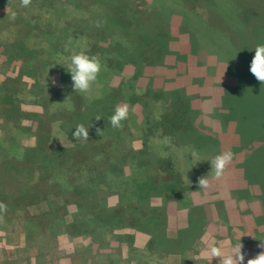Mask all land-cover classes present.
Masks as SVG:
<instances>
[{
	"label": "trees",
	"instance_id": "16d2710c",
	"mask_svg": "<svg viewBox=\"0 0 264 264\" xmlns=\"http://www.w3.org/2000/svg\"><path fill=\"white\" fill-rule=\"evenodd\" d=\"M4 1L7 0H0V3ZM46 1H48L47 5L45 4ZM70 1L74 2V0H68V2ZM93 1L95 2L93 5H90L88 1L84 3V8L95 16L93 26L87 30V33H85L84 28H73L77 24L81 25V21L73 20L70 23L65 21V17L61 13V6L65 5V2L60 0H31V4L26 8L21 7L20 0H17L18 6L13 3L17 9L15 11L16 19L12 20L10 13L2 15L8 17V20H4V25L1 26L0 24V29H9L10 27L11 33L3 42H0V54H3L5 59L8 60L7 65L14 59H20L21 63L20 74L17 78H7L3 84H0L1 111L5 116L6 112L4 110L6 109L10 110L12 116L15 114L20 118L26 117V114H22L17 107H13V104H19L21 100L28 103H42L39 100L43 99L44 112L39 115L41 119H45L43 120L45 123L36 124L37 131L33 133L36 143L28 147L19 146L17 143L20 137L31 135L30 132H27V127L13 120L4 119L7 125H13L12 128L9 127L14 134L13 142L7 143L4 140L3 129L0 126V152L5 151L0 160L2 161V166H0V184L4 180L11 179L12 176L14 177V183L17 184L13 194L6 193L5 189L0 185V202L7 206L6 212L0 213V215L15 209L26 211V207L29 204L45 202L48 206V211L31 218L26 215L29 220H35L38 227L40 226L42 229L50 224V221L55 216L53 214L55 209H60L63 213H66L67 206L74 204L77 210L72 214L70 221L65 224H54L55 231L62 228L70 235H80L81 233H86L85 231L88 228H95V232H98V229L103 228L101 226L106 225L109 226L107 230L111 231V233H113L114 228H135L150 235L146 248L143 250L134 249L136 252L139 253L141 251L143 254L145 251L151 253V250H154L165 255L178 253L181 248L172 250L171 247H165V243L172 240L164 232L166 215L162 210H165V208L160 207L157 211H154L157 213L153 214L155 208L148 205L152 196H157L161 191H167L163 190L167 189L164 188L165 183H156L157 180H149L146 176L145 180L141 181L134 177L135 180L131 181L133 183L132 186H129L126 176L116 170V165H114L111 157V160L108 159L104 162L101 169H99V166H95L97 178L93 179V175L89 174L93 182L89 179H82L77 183H74V181L64 182L59 177L60 175L67 177L70 174V176L73 175L71 176L72 179H77L78 176L84 178L83 172L86 168L82 163L85 159H83V162L82 160H76L77 157L75 158L74 155H71V150L73 147L85 150L86 145L78 146L77 141L72 139L69 134H72L75 131V127L79 124H83L86 127L93 124L90 120L91 118H105L107 115H104L103 111H109L111 105L109 100L113 104V106L111 105V114L114 112L119 100L115 101V87L111 85V80L115 76L122 74L125 65H132L136 68L132 76L134 78L131 80L136 79L139 82L142 74L147 73L146 68H151L152 66H155V71L157 72L160 68L163 70L160 76L158 74L155 76L156 78L159 77L163 86H175L179 82L180 84L182 82L185 83L187 78L186 72L182 67L173 65L172 60L175 61V55L173 49H170L171 40L168 35V27H166L169 15L180 13L181 9L171 8L165 2V5L161 7L160 0L159 2L156 0L158 3L155 1L154 4L158 5V8H162L167 14L166 21L161 23L159 22V18H161L159 13H157L156 18H151L150 16V11L156 7L155 5L147 9L146 6H139L138 0ZM134 4L138 5L135 8L136 10L131 9ZM77 5H80L79 9H81L82 3L78 2ZM16 24L28 30H34L33 38L38 43L30 44L29 40L31 39L28 36L21 35V33L16 31ZM43 39L45 40L44 47L39 45L42 48H38L39 46L36 45L40 44ZM80 50H85L90 55H99L102 65L97 81L93 84L87 96L73 91L71 74L67 71L71 55ZM183 56H187V54H183ZM183 64L186 65L187 63L183 62ZM7 65L6 67H8ZM56 71L61 73L63 81L61 89L54 90L57 98L50 101L53 103L54 109L44 104L46 95L43 93L47 92L48 87L33 85L27 91L23 90L21 86L11 83L13 80L14 82L19 81L22 73L31 78H36V82L40 84L38 82L39 78H44L47 73ZM120 77V93L123 94V88L127 84V80L130 82L131 80L126 78L125 74ZM125 78L127 80H124ZM7 84H10V86H7ZM185 89L182 86L173 87V89L167 90V94L163 92L165 91L163 89L160 90V94H157L156 90L148 87L147 94L155 96L154 99L156 102L160 101V105L163 103V96L170 101L164 107L162 116L146 119L145 128L143 129L144 133L141 134L142 138H144L143 148L136 157L131 155L132 153L127 157L140 159L141 162H149V164L152 161L159 163L161 160V162H164L161 165L164 168H168L169 178L166 179L170 180L167 182L168 186L173 184L175 180L182 179L179 188L181 191L186 188V190L184 189L186 195H179L180 201L175 198H167V201L178 203L176 206L179 207H190L189 216L191 219L189 220V226L183 232H189L192 229L190 223L194 219H197L200 223L201 221L206 224L212 222V213L207 211V207L214 208L216 211L214 215H219L220 209L226 203L219 197V200L207 201L205 206L203 202L201 204L193 202V196L197 193L200 194V199L198 200L204 201L203 194L210 187L206 189L199 188L198 179L207 175L212 185L211 194L226 195L229 193L227 195L233 201V198H236L235 193H237L239 195V203L246 205L257 203L262 208L259 215L251 214L252 211L249 209L244 210L242 215L244 220H246V224L243 221V217L238 216L237 218V210L229 208V211H232L229 217V213L227 214L229 211H224L222 217L221 214L217 217L213 216L214 219H219V227H230L228 229H231L235 226L236 221L241 218L243 228L242 232L237 234L248 238L249 235L246 233L248 230L252 234V242L262 243L261 240H264V152L258 154L255 150L264 147L255 148L258 145L254 144L259 141V136L264 134V130H260L264 125L259 129L254 127L255 125H261L258 121V115L264 114V98L260 103L256 104L257 101L254 100L260 94L251 92L248 95L250 97L248 101H253L250 106V114L253 120L255 119L250 127L251 135L245 138L242 133V124L240 126L236 125V131H239L237 134L241 135L233 138L235 146L231 150L234 153V159L222 176L225 178V182L220 180L222 182L221 192H224L220 193L214 186L215 184L211 183L215 178L211 172L209 161L216 154L226 149L225 146H227L229 138L233 137V133L235 134L233 128L236 117L239 115L238 117L242 119L241 104L247 101L242 96L248 92H244L240 96L236 95L235 99L223 100L219 105L216 104V108L221 115L220 122H224V129L231 128V132H225V130H222L223 132L219 130L215 132L222 134L219 137H224L223 139L217 138L218 136H215L216 138L208 135L203 136L201 129L199 130L193 125L198 115V110L197 107H193L190 103L189 95L186 94ZM19 96L21 97L20 99ZM122 98L123 101H131L127 95L126 98L124 96ZM209 99L214 100L212 97ZM214 103H216L215 100ZM134 104L135 102H133ZM6 105L7 107H4ZM237 111L239 114L236 113ZM100 113L102 114L100 115ZM132 113L129 111V119L136 117ZM149 113L151 114V112ZM58 122L59 124L53 127ZM121 123L122 126L125 125L126 120ZM136 124L137 122H135L134 127ZM103 125L106 128L107 125ZM218 126L220 127V125ZM140 128L142 126L138 129L140 130ZM163 128H167V133H163ZM246 128L250 129L249 126H246ZM185 132H188L190 136L179 141L178 139L184 137ZM57 135L59 139L54 142V138ZM169 137L171 138L170 142L176 139V145H179L174 153L171 150L172 143L168 148L159 147V145L165 144L167 142L166 138ZM89 138H91L90 141L95 146V134L89 133ZM189 139L191 144H188ZM251 140H255L254 144L248 145ZM68 153L69 156H67ZM76 153L74 152V154ZM65 159H71L72 164L66 166L67 162H64ZM248 161H253L254 164H249ZM93 172L90 171V173ZM108 178V181L105 180ZM101 180L108 189L112 188L115 193L119 194L118 206L107 207L105 198L99 197L97 194L96 188L105 187ZM63 213L58 217H61ZM251 217L254 218V221H252ZM43 219L48 221L45 222ZM237 222L239 223V221ZM240 224L242 225V223ZM261 228L262 230H260ZM95 235L98 237L97 234ZM219 235L225 236L228 234L219 233ZM116 237V240H119L118 236ZM247 238H244V240L250 242ZM99 239L105 240L104 235L99 236ZM97 242L99 243L98 238ZM104 248L107 247H103L100 253L108 255L104 252ZM115 250L116 248L113 249V251ZM130 250L132 251L131 247L129 248ZM261 251H264V249L261 248L259 252ZM139 263L142 264L141 261ZM109 264L115 263L110 261Z\"/></svg>",
	"mask_w": 264,
	"mask_h": 264
},
{
	"label": "rangeland",
	"instance_id": "374dc122",
	"mask_svg": "<svg viewBox=\"0 0 264 264\" xmlns=\"http://www.w3.org/2000/svg\"><path fill=\"white\" fill-rule=\"evenodd\" d=\"M61 2H65V5L61 6V13L65 17V21L67 23H70L73 20L81 21L82 24H77L73 26V28H81L85 30V33H87V30L90 29V27L93 26V22L95 21V16H93L92 13L88 12V9L84 8V3L88 1L90 5H93L95 2L93 0H77L79 3H82L81 9H79L80 5H77V1L74 0V2H68V0H60ZM130 1V0H127ZM156 0H138L139 6H146L147 9H150V7H153L155 5V8H152L150 11L151 18L157 17V13L160 14L161 18H159V22L163 23V21H166V12L162 8H158L155 3ZM157 2V1H156ZM159 2V0H158ZM157 2V3H158ZM167 3L171 8H178L181 9L180 13L176 14H170L167 19V26L168 35L171 40V47L170 49H173L174 55H175V61L172 60L173 65L177 67H182L184 71L187 73L188 70H200V72L203 74V76L206 78L205 85L208 90H218L215 94V96H212L214 98L217 105H219L223 100L226 101L228 99H235L236 95L240 96L243 95L244 92H248L247 94L243 95V98H246L248 101L250 97L248 95L251 92L259 93L258 97L256 98L257 103H260L262 101L263 92H264V82L258 81L254 75L250 72V65L253 56L255 55V47L258 44H264V0H160V6L163 7L165 3ZM17 5V0H7L0 3V24L1 26L4 25V20H8V17H4L2 15L6 13L12 14V12H15L17 9L14 6V4ZM48 4V1L45 3ZM44 4V5H45ZM145 4V5H143ZM18 6V5H17ZM134 6V7H133ZM131 6V9L137 8V4H134ZM79 10H78V9ZM3 10V11H2ZM136 10V9H135ZM93 11V9H92ZM88 17V18H87ZM158 21V19H157ZM66 25L68 26V24ZM17 25V24H16ZM166 25V24H164ZM16 31L21 33V35L28 36L31 40H29L30 44H37L38 41L33 38L34 36V30H28L25 27L21 25L15 26ZM10 27L8 28H1L0 29V42H3L8 35L11 33ZM44 47L45 40L43 39L40 44L36 46ZM33 46V45H31ZM38 48H42V47ZM183 54H187V56H183ZM8 60L5 59L3 54H0V84H3V82L7 78H17V76L20 74V59H14L12 60L9 65H7ZM183 62H186L187 64L184 65ZM6 65L8 67H6ZM146 67V66H145ZM144 67V68H145ZM188 68V70H187ZM136 68L132 65H125L122 74H125L126 78H129L131 80L134 74V71ZM153 71H155V66H152L151 68H146L145 75L147 76V84L142 81L139 82L136 79H133L128 81L126 78L124 80H127V84L123 88V94L120 93V81L122 74L119 76H115L113 80H111V85L115 87V101L119 100L117 104L121 103H127L129 105V111L133 112L136 117H133L131 119L127 118L125 125H123L121 128H113L110 124L109 118L111 117L112 107L113 106L111 100L109 102L111 103L109 107V111H103L104 115L107 116L105 118H101L99 120L95 118H91V124L89 126V133L95 134V146L92 144L89 140L88 142H84L85 140L81 139L77 141L78 146L79 145H86V149L83 150L81 148L73 147L71 150V155H74L76 160L83 162V159L85 161L82 163V165L85 166L86 169H84V178H81L80 176L77 177V179H72L70 174L65 177L63 175H60L62 181L64 182H80V180H90L93 182L92 177L89 175H93V179L97 178V172L95 170V166H99V169H101L104 162H106L108 159H112L114 161V165H116V170L120 173L126 176L127 183H129V186H132L133 183L131 181L136 179L145 180V177L149 180H157L156 183H165L163 190H167L166 192H160L157 196H152L149 199L148 205L152 208H155L153 210V214H156L158 208H165L169 207L166 203H168L166 200L167 198H175L179 200V195H186L184 189L180 190V182L182 179L175 180L173 184L170 186L167 185V182L170 180H166L169 178L168 176V168H164L162 165L161 160L159 163H156L155 161L150 162H141L140 159L135 158H128L130 153L134 157L138 155V152L140 151L142 144L144 143L141 134L144 133L143 129L145 128L144 124L147 118L149 117H159L162 116L164 113V107L166 106L167 102L170 100L162 97L163 103L160 105V101L156 102L154 99L155 96L151 94H147L146 91H148V87L153 88L157 91V94H160V90H162L165 86L162 85V82L160 81L159 77L154 78ZM163 70L160 68L158 71V76H160L161 72ZM153 79L157 81L156 85H152ZM55 81V83H53ZM62 75L60 72H50L47 73L44 78H39L38 82H36V78H31L28 75L22 74L19 77V81L13 82L12 84L21 86L23 90H27L31 88L33 85L38 86H45L48 87L47 92L43 93L46 95L44 98L47 106L49 108L54 109V105L52 102H50L53 99H56V92L54 90L61 89L62 87ZM7 86H10V84H7ZM263 90V92H261ZM98 91V90H97ZM166 92L167 90L163 91ZM126 95L129 96L130 102L123 101V96L126 98ZM117 97V98H116ZM210 98V96H208ZM21 97L19 96V99ZM38 99V97H37ZM112 99V98H111ZM239 99V98H237ZM42 103H28L26 101L21 100L19 104H13V107H17L22 114H26V117L20 118L19 116H16L13 114L11 115L10 110H4L6 112L5 114L1 111L0 107V126L3 129V137L4 140L7 143L13 142L14 134L11 132L10 128L12 126L7 125V123L4 122V119L13 120L19 124H22L23 126L27 127V132H30L31 135L20 137L18 139V145L19 146H32L36 143V138L33 136V133L37 131L36 124L42 123L44 124L43 120L41 119L39 114H42L44 112L43 108V99L39 100ZM241 104V110H242V119H240L237 115L235 120V126L233 128V132L235 131V134L233 133V137L229 138L227 142V146L225 148H233L235 146L233 138H235L237 135L238 130L236 131V127L240 126L242 124V133L244 134L245 138H248L251 135V126L254 123V120L250 114V106L253 104V101H248ZM49 102V103H48ZM133 102L135 104L133 105ZM1 103V100H0ZM214 106V105H212ZM4 107H7L4 106ZM212 114L208 117L213 120H209L207 117L202 118L197 116L194 121V126L197 127L199 130L201 129V132L203 136L208 135L209 137H215L217 138H223L219 137L222 134L215 133L217 130L213 128L212 125L215 121V119H218L220 117L219 111L216 108V110L211 107ZM106 112V113H105ZM151 112V114L149 113ZM132 113V114H133ZM237 114L238 111L236 112ZM59 114V112H58ZM102 113H100L101 115ZM10 118H8L9 116ZM217 115V118H215ZM219 115V116H218ZM12 116V117H11ZM215 116V117H214ZM242 120V121H241ZM258 121L261 125H255L254 128L259 129L261 126L264 125V114L258 115ZM135 122H137L136 126ZM247 122V123H244ZM140 123V124H138ZM54 124V123H53ZM58 123H55L53 127H56ZM107 125L106 128L103 125ZM221 124L224 125V122ZM140 126V130L138 129ZM217 125H220V120L217 122ZM237 125V126H236ZM144 126V127H143ZM246 126H249L250 129H247ZM10 127V128H9ZM36 127V128H35ZM218 130L222 131L223 129L218 126ZM99 130V131H98ZM231 128H227L226 131H230ZM264 130V127L262 129ZM93 131V132H92ZM163 133H167V128H163ZM25 135V133H23ZM102 134V136H101ZM169 135L171 136V133L169 132ZM69 136L75 140L72 134H69ZM190 135L188 132H185L184 137H181L178 139L179 141H182L189 137ZM216 138V137H215ZM59 139L58 135L54 138V142H57ZM167 142L164 144L159 145V147H166L168 148L171 144V150L174 153V151L177 149L176 145V139H173L172 142H170V137L166 138ZM255 140H251L248 142V145H253ZM191 144L190 139L188 140V144ZM241 145V144H240ZM247 145V146H248ZM254 145H258L255 148L264 147V134H261L259 136V141L256 142ZM246 146V145H245ZM200 149V148H199ZM258 154H262L264 152V148H260L258 150H255ZM74 152H77L74 154ZM0 160L1 156H3V153L5 151L0 152ZM53 154V153H52ZM175 154H177L175 152ZM54 155V154H53ZM69 156V153L67 154ZM73 157V156H71ZM125 157V158H124ZM66 158V157H65ZM72 159V158H71ZM65 159L64 162H67L66 166L72 164V160ZM110 159V160H111ZM123 159V160H122ZM249 164H254L253 161H248ZM162 164V165H161ZM256 164V163H255ZM0 166H2V161H0ZM133 170V171H132ZM167 170V171H166ZM90 171H94L93 173H90ZM98 171V170H97ZM165 172V174H163ZM15 173V172H14ZM18 174V173H15ZM136 175V176H135ZM143 177V178H141ZM213 178V177H211ZM216 179V178H215ZM213 179L211 183L217 185L218 182ZM105 180H109L105 179ZM166 180V181H164ZM102 182V180H101ZM104 184V182H102ZM1 187L5 189V192L8 194H13L16 189V183H14V177L12 176L11 179L4 180L1 184ZM105 186V184H104ZM210 188L212 185L210 184ZM99 197L105 198L106 206L109 208L116 207L119 204V194L115 193L114 189H108V187H98L95 189ZM166 193V194H165ZM171 196H169V195ZM160 195V196H159ZM180 201V200H179ZM163 203V204H162ZM48 204V203H47ZM52 204V203H51ZM50 204V205H51ZM162 204V205H161ZM175 203L174 205L176 206ZM167 206V207H166ZM179 207V206H178ZM181 209V208H180ZM187 207H184L183 210L186 211ZM77 210V207L74 204H69L66 208V213H63L62 210L55 209L54 213L55 216L50 221L49 225H46V227L42 228L36 223L35 220H29L26 215H28L30 218L33 216H38L46 211H48V206L45 202H39L35 204H29L26 207V211L23 210H13L5 213L3 216V219L0 220V225L9 227L10 225H14L16 220L23 219L25 223H27V231L30 235V242L35 245H39L38 243L41 241L43 242V238L49 234L53 235L55 233H65L69 236H74V234H68L64 231V229L59 228L56 230L54 227V224L63 223L70 221V217L68 216V212H74ZM182 210V209H181ZM133 211V210H132ZM63 215L61 217V214ZM187 215H189L188 211L186 212ZM44 220V219H43ZM187 217H182V221H186ZM45 221V220H44ZM46 220L45 222H47ZM167 222V221H166ZM164 224V232L166 236L169 238V232L174 231L175 228H173L172 224H169V226ZM188 223H189V217H188ZM103 228L98 229V232H95V228H91L86 230V236L83 241H87L88 238L93 242L92 249L89 251L90 253L94 252L95 248L99 250V252H94L93 255L95 256V259H93L94 263L96 264H109L110 261L114 262L115 264H140L139 261H141L142 264H176V262L173 259V255L168 257V254L165 255L160 252H155L154 250H151L152 252H142L139 253L135 250L139 249L135 246L134 240L135 238H130L135 232H142L145 233L143 238L144 241L149 243L150 235L145 231H140L135 228H114L113 233L111 231H108L106 226H101ZM190 227L192 228L189 232L184 231V229H179L177 233L174 231L173 238L168 242L165 243V247L169 248L171 247L172 250L180 249L178 252L180 255H183L182 262L183 264H192L194 260L192 258L187 257V251H190V245L192 242V239L194 238L195 234L201 229L200 223L197 221V219H194L190 223ZM110 230V228H109ZM132 232L131 236L127 237L125 234ZM116 232V233H115ZM183 232V233H182ZM123 234V237L121 238L122 241L118 242L119 240H116L115 234ZM83 234V233H82ZM98 237H96V235ZM79 235V234H76ZM104 235L105 240L99 239V236ZM176 235V236H175ZM54 236V235H53ZM92 236L94 239H92ZM97 238L99 240V243L97 242ZM189 238V239H188ZM240 237L236 238L234 241L232 240V243L236 246L239 244V242L243 245V242H241ZM120 239V240H121ZM108 240V241H107ZM141 242V241H139ZM190 243V244H189ZM261 243L258 242L255 245H260ZM95 245L97 247H95ZM132 245V246H131ZM104 252L108 255H105L104 253H100V250L103 247ZM147 246V245H146ZM146 246L144 248H146ZM131 247L132 251H129V248ZM116 248L115 251L113 249ZM144 248L140 249L143 250ZM135 249V250H134ZM171 250V251H172ZM257 251V250H256ZM194 253V251H193ZM191 255V253H190ZM189 255V256H190ZM82 258L85 259V255H82ZM177 259V257H175ZM88 259V258H86ZM85 259V260H86ZM88 261V260H86Z\"/></svg>",
	"mask_w": 264,
	"mask_h": 264
},
{
	"label": "crops",
	"instance_id": "0c3cea01",
	"mask_svg": "<svg viewBox=\"0 0 264 264\" xmlns=\"http://www.w3.org/2000/svg\"><path fill=\"white\" fill-rule=\"evenodd\" d=\"M157 74H158L157 71H153L154 78H156L155 76ZM186 76L187 78L185 80V83L182 82L180 84L179 82L175 86L166 85L163 88V90H171L173 89V87L175 88L179 86L185 87L186 94L189 95L188 97L190 98V103L193 105V107H197L198 110L197 116L202 118L203 115V118L207 117L209 120H213L214 118L210 119L208 116L212 114V109H210L211 107H213L216 110V103H214L213 99L210 100L208 96L210 97L215 96V94L218 93L217 92L218 90H208L207 92L208 87H206L205 85V82L207 80L200 72V70H188ZM142 81H144L145 84L148 83L147 76L145 74H142V76L140 77L141 84H143ZM156 83L157 81L153 79L152 85H156ZM215 118H217V115ZM219 120L220 117L218 119H215L214 122H212L213 123L212 125L214 126L213 128H215L216 130L219 129L217 125V122H219ZM221 123L222 122H220V128L225 130L224 125ZM142 148H143V144L141 149ZM215 180L218 182V184L214 186L220 191V193H224L223 191L221 192L220 187L222 185V182L220 180L225 182V178L221 177ZM209 189L205 190V193L203 194L204 201L198 200L200 199V194L197 193L195 196H193L194 197L193 202L196 204H201V202H203L205 206L207 205V201L213 202L212 201L213 199H215L214 201L219 200V198L223 199L224 202L226 203L224 207H222L221 209L219 208L221 210L220 212L221 217L224 211L225 212L229 211V208H232L233 210H237L236 212L237 218L238 216L243 217L242 214H244V210H248V209L252 211L251 214L254 215L261 214L262 208L257 203H250V205L239 203L238 202L239 195L237 193H235L236 198H233L234 201L233 202L232 199L229 197V195H227L229 193H227L226 195H220V194L214 195L210 193V191H212V187ZM167 202L168 203L166 204L169 207L166 206L167 209L162 210L165 212L166 215L165 217L167 221L166 224L168 226L169 224H172L173 228H175L174 231L176 233L179 229H186L189 226L188 217L189 220L191 219L189 216L190 207H187V209H185L186 211H184L183 210L184 207L175 206L174 205L175 202L173 201H167ZM187 211L189 215H187L186 213ZM207 211H210V213H212L211 216L212 222H208L207 223L208 225L205 222L204 223H202V221L201 223L199 222L201 224V229L197 232V234H195L192 243L190 245V251L188 250L186 253L187 257L192 258V260H194L192 264H219V260L217 258L212 259V257L209 255L208 253L209 246L215 243L216 246H222L224 250L227 251L231 247L235 246L232 243V240L234 241L238 237H240L239 239H241V242H243L242 252L245 254V260L243 264H247L248 259L254 258L259 253L261 247H259V245H255V243L257 244L258 242L251 241L253 238H251L252 234L250 233V231L248 230L246 231V233L249 235L248 238L247 236H243V235L241 236L240 234H237L242 232L243 222L241 218L237 220L239 221V223L236 221L235 226L231 229H228L230 227L227 228L219 227V222H218L219 219L216 220L213 218V216L217 217L220 216V214L214 215V213H216L214 208L211 209L207 207ZM74 212H70V211L68 212V216L70 217V219ZM228 213H229L228 215L229 217L232 211L227 212V214ZM184 216L187 217L186 221H182V217ZM251 218L252 221H254V218L253 217ZM243 221L246 224V220H244V217H243ZM240 223H242V225ZM26 225L27 223L23 221L22 217L21 219L16 220L13 226L10 225L9 227H5L0 225V264H95L93 262L94 261L93 259H95L93 253L99 252V250L95 248L94 252L90 253L89 255V251L93 247L92 245L93 242L89 238L87 241L85 242L83 241V239L86 238V236H84V234L86 233L83 234L81 233L80 235H74V236H69L65 233H55L53 234L54 236L53 235L49 236V234H47L42 239L43 242L40 241L38 243L39 245L36 244L34 247L33 244L29 243L30 235L27 231ZM125 228H129V227H125ZM262 228L260 230H262ZM174 231L169 232L168 235L169 238L174 237L173 236ZM219 233H225L228 235L220 236ZM131 234L133 233L129 231V233L128 234L126 233L125 235L129 237V235L131 236ZM144 234L145 233L142 232H135L133 234L135 235V237L134 236L130 237V238H135L134 247L142 249L147 245L146 242L147 240L144 241L143 238L144 236H142ZM232 234H236V235L233 236ZM116 236H118L119 239L118 242H121L122 239L120 240V238L123 237V234L118 233L116 234ZM244 238H247L250 242L245 241ZM92 239H94L93 236ZM95 247L97 246L95 245ZM83 254L85 255V259L88 258L86 259L88 261L82 258ZM171 255H173V259L176 262V264H183L182 262L183 255H180L178 253H172V254H168V257ZM175 257H177V259Z\"/></svg>",
	"mask_w": 264,
	"mask_h": 264
},
{
	"label": "clouds",
	"instance_id": "9594fccd",
	"mask_svg": "<svg viewBox=\"0 0 264 264\" xmlns=\"http://www.w3.org/2000/svg\"><path fill=\"white\" fill-rule=\"evenodd\" d=\"M31 4V0H20L21 7H28ZM12 20L16 19V13L12 12ZM255 55L252 58L250 65V72L254 77L264 82V44H258L255 48ZM101 61L97 54H89L85 50L74 52L71 55L70 62L67 71L71 74V80L73 82L72 87L74 92L82 93L87 96L91 91L93 84L96 83L97 78L101 72ZM55 83V81H53ZM129 105L127 103L117 104L114 112L109 118L110 124L113 128H121L122 121L126 120L129 116ZM97 120L100 117H96ZM89 126L86 127L83 124H79L75 127V131L72 133L76 141L81 139L89 140ZM99 131V130H98ZM234 159V153L231 148H226L220 153L216 154L209 162L211 164V172L214 178H221L225 170L232 163ZM199 188L206 189L210 186V181L206 176L198 179ZM7 210V206L0 202V213H4ZM3 216L0 215V220ZM259 245L264 249V240ZM209 255L219 260V264H243L245 260V254L242 252V244L231 247L225 251L222 246H216L215 243L209 246ZM247 264H264V251L259 252L254 258L247 260Z\"/></svg>",
	"mask_w": 264,
	"mask_h": 264
}]
</instances>
